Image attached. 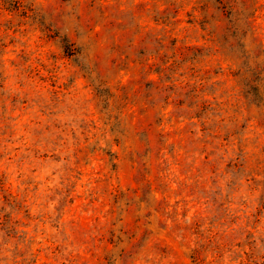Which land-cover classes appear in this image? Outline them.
<instances>
[{"label":"rangeland","instance_id":"374dc122","mask_svg":"<svg viewBox=\"0 0 264 264\" xmlns=\"http://www.w3.org/2000/svg\"><path fill=\"white\" fill-rule=\"evenodd\" d=\"M0 264H264V0H0Z\"/></svg>","mask_w":264,"mask_h":264}]
</instances>
